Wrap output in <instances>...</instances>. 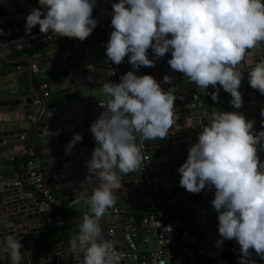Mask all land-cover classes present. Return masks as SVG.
Instances as JSON below:
<instances>
[{
  "label": "clouds",
  "instance_id": "9594fccd",
  "mask_svg": "<svg viewBox=\"0 0 264 264\" xmlns=\"http://www.w3.org/2000/svg\"><path fill=\"white\" fill-rule=\"evenodd\" d=\"M38 2L41 7L26 17L27 33L39 25L41 33L83 42L97 26L92 18L96 0ZM112 8L108 60L118 65L128 56L133 69L154 67L149 48L157 57L171 51V69L203 90L220 85L235 108L242 106L240 69L246 55L264 43V0H119ZM9 49L0 43V57ZM247 76L250 87L264 95V61L251 67ZM164 82L171 83V77L166 75ZM90 94L103 96V111L90 124L97 146L87 161L90 175L82 188L93 179L99 184L85 200L92 215H85L78 226L75 251L83 264H120L114 242L103 238L100 220L114 205V190L122 177L140 171L143 157L136 134L143 141L163 139L176 124V96L152 75L137 76L135 71L124 74L119 83L104 82ZM253 127L254 121L243 114L214 111L178 168L180 186L187 191L195 194L206 185L215 187L212 206L218 213V232L222 240L234 239L240 245V264H255L248 259L250 249L264 258V162L258 155L264 130L254 132ZM81 141L82 135L74 133L66 154ZM75 201L79 203V196ZM21 248L16 237L6 238L3 250L11 264H21Z\"/></svg>",
  "mask_w": 264,
  "mask_h": 264
},
{
  "label": "water",
  "instance_id": "95a60500",
  "mask_svg": "<svg viewBox=\"0 0 264 264\" xmlns=\"http://www.w3.org/2000/svg\"><path fill=\"white\" fill-rule=\"evenodd\" d=\"M118 2L119 0H96L92 18L96 19L98 23L84 44L75 38H60L62 41L69 40L74 46L64 52L65 56L62 58L61 66H57L58 71L53 75L63 77L64 81H70V84H65L64 88L67 90L63 93L74 92L77 94L70 96L71 101L58 104L49 112L46 111L44 101L42 102L43 109L37 117L36 129L32 135L36 141L30 144L32 153L41 152L31 162L36 170L37 178L41 181H49L48 184L43 181L42 183L50 193L51 202L49 204L37 203L36 205L38 193L33 192V201H30L25 195L19 194V185H14L12 182L14 175H0V264H11V262L7 263L9 255L3 250L4 242L8 236L11 235L18 239L24 231L28 233L44 231L55 228L62 222L71 228L67 243H56L49 249H43L38 253V262L35 261L33 251L21 253V264H83L82 257L77 258L75 251L78 243V226L82 223L85 215L91 216L85 200L93 188L98 186L99 181L93 179L83 188L82 183L90 175L87 161L97 146L90 131V124L103 111L99 100L104 99L102 95L94 96L90 93L93 89L99 90L104 82L119 83L121 77L129 71H135L137 76L152 75L163 90L173 89L176 96L174 112L177 115V120L173 128L170 129L169 135L163 139L143 141L139 134H136V143L140 147L141 154L147 158V174L153 178L159 190L156 197L165 199L164 204L178 207L183 213L190 212L192 225L196 227L195 241H192L195 244V251L191 253L183 252L177 247L175 239L178 232L173 231L170 224L160 223L158 227L144 224L141 228H135L134 230L138 233L135 237V241L139 243L138 249L141 250L140 243H144V238L149 239L148 246L143 250L150 255L140 259L139 264H205L200 252L205 255L206 247L217 246L218 240L215 239L222 240V237H217L219 234L218 213L212 206L214 198L211 197H215V187L206 185L203 190L195 194L187 191L180 186L178 168L187 160L189 148L197 142L202 128L211 123L214 111L238 112L243 114L246 120L254 121V132L264 130V95L250 87L247 76V71L251 67L257 62L264 61V43L251 50L242 62L243 66L240 70L244 78L238 90L242 94L243 103L237 109L230 103L232 97L229 93L223 91L219 94L217 90L212 89L211 85L203 90L185 77L183 73L171 69L168 64V60L171 59V51L163 57H157L149 48L147 55L155 62L154 67L141 66L139 69H133L128 56H125L123 62L118 65L108 60L106 45L114 30L111 25L114 15L112 4ZM0 7L7 14H17L19 11L23 17H27L32 9L41 6L38 0H0ZM41 11H46V9L41 8ZM8 19L12 23L17 22L14 18L8 17ZM25 20L19 17L18 22ZM8 29L10 30V27ZM16 29V33L19 35L44 34L39 31V25L34 27L30 33L25 31V24H17ZM94 35H101L106 42L101 45V38L90 40L89 38ZM68 53L71 56H68ZM166 75L171 77V83L164 82ZM9 80L11 78L7 79V81ZM11 81V83L8 82V85L12 84L13 86L3 91L0 90V146L18 140V137H13V130L17 127H28L29 123L21 122L22 112L35 109L36 106L31 103L38 97L36 91H33L32 97H28L27 92H23L22 87H19L14 79ZM206 92H208V96L205 95ZM213 93L216 94L215 100ZM67 98L65 99L67 100ZM10 113H13V116ZM14 121L19 123L6 125ZM74 133H80L82 141L76 143L71 152L66 154V146L72 141ZM20 155L21 151L13 150V147L4 153L0 148V170L9 166L12 156L20 157ZM258 155L264 162V147H259ZM22 167V171L25 173L24 164ZM37 168L44 169L37 171ZM25 177L27 178L26 183L31 184L26 173ZM114 191L115 203L107 211L111 209L118 212L120 207L126 208L127 203L132 209L141 210L153 207L151 193L141 170L124 175L118 188ZM78 196L79 203L75 201ZM133 199L137 202L134 203ZM54 208L65 210V212L62 215H51ZM69 208L73 210L71 215H67ZM46 220L49 223H46ZM103 221L100 220L103 238L111 241L116 239L115 250L119 254L126 251L123 241L117 235L111 236L112 234L108 233L109 226ZM122 231L123 228L120 233ZM163 232L170 233L171 239L175 241L161 243L159 236ZM221 245L234 248L236 250L234 257L241 259L240 245L235 240L230 242L228 240V243L227 240H222ZM249 251L253 256L248 258L249 261H262L259 264H264V258L258 256L254 249ZM46 261L48 262L46 263ZM120 264L138 263L136 256L132 255L130 258H121Z\"/></svg>",
  "mask_w": 264,
  "mask_h": 264
},
{
  "label": "crops",
  "instance_id": "0c3cea01",
  "mask_svg": "<svg viewBox=\"0 0 264 264\" xmlns=\"http://www.w3.org/2000/svg\"><path fill=\"white\" fill-rule=\"evenodd\" d=\"M9 18H14L16 20V23H12ZM19 17H22V19H26V17H23V14H21L19 11L17 14H7L6 11L0 7V43H7L9 46V51L7 55L0 57V90L3 91L5 89H9L12 84L8 85V82L11 83L12 79L18 84L19 87H22L23 92H27L28 97H32L34 92L38 94V97L35 99L34 102L31 104H34L36 107L35 109L32 108L31 110L28 111H23L22 112V121L24 123H29L27 128H19L17 127L15 130H13V137H18L17 141L13 142H8L7 144H3L0 146L2 149L3 153L6 152L8 149H11L13 147V150H20L21 155L19 156H12V159L10 160L9 166H7L4 169L0 170V175L1 176H6V175H14V180L12 182H17L19 183V194L20 195H25L30 201H33V187L31 184L26 183L27 178L25 177V173H23V167L22 165L24 162L28 159H33L35 156L40 155L41 152L38 153H32L31 152V143L35 142L36 140L32 138V135L34 134V130L36 129L35 124L37 121V117L39 114L42 112V102L46 104V111H51L53 107H55L58 104L64 103V102H69L72 99L70 98L71 95H76L77 93L74 92H67L63 93L67 89L64 88L65 84H70V81H64L61 77L53 75L55 72L58 71L57 66H61L62 58L65 56L66 51H69L74 44H72L69 40L68 41H62L59 36L53 35L51 32L49 33H44L43 35H33V34H28L24 35L21 34L19 35L16 29L17 24H25L26 20L23 22H18ZM8 26V27H7ZM10 27V30L8 29ZM13 29L16 31L14 32ZM98 38H101V42H106L105 39L101 35H94L93 37H90V40H96ZM30 43L31 44V49L25 48L24 44ZM85 40L81 42V44H84ZM17 45H21V48H18ZM76 47V46H75ZM68 56H71V54L68 53ZM42 61V62H40ZM38 62H40L38 64ZM38 64L35 69H31L30 66L32 64ZM42 64V65H40ZM7 81V79H10ZM62 79V81H61ZM189 79V78H188ZM217 93L221 94L223 93V88L220 85H217ZM11 92V91H10ZM58 93V95H56ZM74 93V94H73ZM1 94V93H0ZM3 94V93H2ZM52 96V97H50ZM68 97V98H67ZM26 98V97H24ZM67 98V100L65 99ZM95 100V99H93ZM66 112V111H64ZM11 116H13V113H10ZM19 122H9L6 125H14ZM22 123V124H24ZM27 140L25 141V138ZM25 141V142H23ZM8 148V149H5ZM27 150V153H24V151ZM14 152V151H13ZM24 157V159H23ZM15 158H20L21 162L18 164V167L13 166L12 162L13 159ZM44 169V168H43ZM40 168H37L38 170H43ZM46 176V175H45ZM43 181V180H42ZM45 184H48L49 181L44 180L43 181ZM159 192V190H158ZM211 198H215L212 196ZM158 199V198H157ZM165 199H158L155 200V203L152 202V205L156 206L157 203H160L158 209L163 210L164 212L167 213H173L175 214L172 217H166L164 214L163 220L158 219L160 217L156 216H150L149 211L153 210V207L151 209H132L130 205L127 203L126 208L123 206L119 208L118 212H115L114 210H106L104 216L101 218L104 220L109 227H114L116 234H112L111 236H116L120 237V230L123 228L124 230H130L133 235H134V241L135 237L137 236V232L134 230L135 228H141L144 224H151L153 223L154 227H158L161 224H167L171 225V221L176 219L182 223V228L180 229H173V231L178 232V235L176 236V241H177V247L178 248H195V244L192 243V241H195V236L194 232L196 231V227L192 225V214L188 212V219L183 220L180 217H178L176 214H182L183 212L180 210L178 207H172L164 204ZM133 202H137L135 199H133ZM141 202V201H139ZM143 202V200H142ZM37 203H41V199L39 196H36V205ZM124 208V209H123ZM157 208V206H156ZM87 209L89 210V214L92 215L90 208L87 206ZM60 209L54 208L53 212H51V215L57 216V215H62L64 211H59ZM67 215L73 214L72 208H69L67 210ZM128 216V218H125L124 215ZM141 215L143 218L139 223H133V218L134 216ZM152 217V218H151ZM144 220H146L145 223H143ZM60 226H68V238L66 241H63V243H67L69 240V235L71 233V228H69V225L65 223H61V225L51 228L48 230L44 231H39V232H34V233H28L24 231L22 233V236L18 238V240L21 242V244H25L24 247L26 249H22L21 253L24 252H30L33 251L34 253V258L35 261L38 262L39 258V252L43 251V249H49L51 245L49 243L47 244L46 242L48 241L49 238H51L52 235H54L55 231L54 229L60 227ZM172 227V226H171ZM166 231V230H165ZM31 236V237H40L39 239H42L41 242L36 243L35 245H32L33 242H23L22 239H24L25 236ZM115 237V238H117ZM172 235L167 232H163L159 236V241L161 243H167L171 242L173 243L175 240L171 239ZM217 237H221L219 234ZM170 239V240H168ZM25 240V239H24ZM220 241V239H215ZM234 240V239H233ZM231 240H229L230 242ZM114 245L116 243V239H114ZM144 243H140V249L137 248V245L139 244L138 242L135 241L136 244V251L134 252H129V251H121L120 253L121 258L124 257H131L132 255L136 256L137 263H140V259L145 258L149 256L150 254L146 251L143 250V248H146L148 246L149 239L144 238L143 239ZM46 243L47 245H43ZM62 243V242H58ZM228 243V240H227ZM53 245V244H52ZM36 249H35V248ZM225 252L220 256L222 262L224 255H226L228 252L231 253L233 262L236 264H240V259H236L234 257L235 249L230 248L225 246ZM191 253V252H189ZM250 257H253L252 255ZM203 260L205 264H211V261L208 258H205L203 256ZM11 261L8 260L7 263H10ZM48 261H46L47 263ZM250 262H255V261H250ZM224 263V262H223ZM262 263V261L255 262V264Z\"/></svg>",
  "mask_w": 264,
  "mask_h": 264
},
{
  "label": "built area",
  "instance_id": "2783aa9c",
  "mask_svg": "<svg viewBox=\"0 0 264 264\" xmlns=\"http://www.w3.org/2000/svg\"><path fill=\"white\" fill-rule=\"evenodd\" d=\"M13 31L15 32V29H13ZM103 44V42L101 43V45ZM25 48L27 49H31V44L30 43H26L25 44ZM38 64H32L30 66L31 69H35V67H37ZM212 89L216 90L217 89V85L215 87L212 86ZM206 96H208V92H206L205 94ZM24 153H27V150L24 151ZM143 160H142V163L140 165V170L144 173V180L146 181L147 183V186L150 190V193H151V200L152 202L155 203V200H158L157 199V193H158V189H157V186L155 184V182L153 181V178L147 174V167H148V162H147V158L145 156H143ZM24 168H25V173L27 174V177L33 187V190L38 193L40 199H41V203H50L51 202V196H50V193L47 191L46 189V186L45 184L42 183V181L37 178V175H36V170L33 168V163L31 162V159H28L24 162ZM14 185H19V183L15 182ZM160 203H157V216H161V217H164V214H163V210H160L158 208L159 207ZM152 218V217H151ZM143 223L146 222V220L143 219ZM46 223H49L48 220H46ZM151 225H153V223L151 222ZM171 226L173 229H180L182 228V223L176 219L172 220L171 221ZM115 232V228L114 227H109L108 229V233L109 234H114ZM123 243H124V246H125V249L126 251H129V252H134L136 251V244H135V241H134V235L133 233L130 231V230H124L120 233V237H119ZM211 248V249H209ZM225 247L223 245H220V246H215V247H206L204 249L205 251V255L200 252V254H202V256H204L205 258H208L210 261H211V264H222V260L220 258V256L225 252ZM181 250L183 252H194L195 249H191V248H181ZM122 256V255H120Z\"/></svg>",
  "mask_w": 264,
  "mask_h": 264
},
{
  "label": "trees",
  "instance_id": "16d2710c",
  "mask_svg": "<svg viewBox=\"0 0 264 264\" xmlns=\"http://www.w3.org/2000/svg\"><path fill=\"white\" fill-rule=\"evenodd\" d=\"M23 159H24V157H23ZM20 162H21V159L20 158H15V159H13L12 164H13V166L18 167V164ZM163 213L165 214L166 217H172V216L175 215L173 213H170L169 214V213L164 212V211H163ZM149 214H150V216H153V217L156 216V214H157V208H156L155 205L153 206V210H150L149 211ZM176 215L178 217H180L181 219H183V220H187L188 219V213H186V212L185 213H182V214H176ZM124 216H125V218H128L127 214L124 215ZM158 217H160V216H158ZM142 218L143 217L141 215L134 216L133 223H139L142 220ZM158 219L163 220V218H161V217L158 218ZM54 231H55L54 235H52L51 238L48 239V241L46 242L47 244L49 243V245H52V244H56L58 242H63V241H66L67 240V238H68V226H60V227L54 229ZM39 238L40 237H38V236L31 237V236H28L27 235V236L24 237L25 240L24 239H22V240H23V242H28V240H29L30 242H33L32 245H35L36 243H38V242L40 243L41 242L42 239H39ZM46 243L42 244V246L43 245H47ZM25 244H22L21 250L22 249H26V247H24ZM222 258H223V262L225 264H236L235 262L232 261L233 258H232L231 253H229V252L226 255H224V257H222ZM9 260H10V258H9Z\"/></svg>",
  "mask_w": 264,
  "mask_h": 264
}]
</instances>
